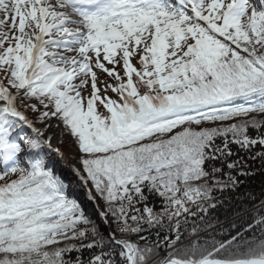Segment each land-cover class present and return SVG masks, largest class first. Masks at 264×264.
Listing matches in <instances>:
<instances>
[{"label":"snow or ice","instance_id":"snow-or-ice-1","mask_svg":"<svg viewBox=\"0 0 264 264\" xmlns=\"http://www.w3.org/2000/svg\"><path fill=\"white\" fill-rule=\"evenodd\" d=\"M257 160L264 0H0V264H264Z\"/></svg>","mask_w":264,"mask_h":264},{"label":"trees","instance_id":"trees-1","mask_svg":"<svg viewBox=\"0 0 264 264\" xmlns=\"http://www.w3.org/2000/svg\"><path fill=\"white\" fill-rule=\"evenodd\" d=\"M61 147L71 161L75 149L66 145H61ZM57 171L66 179H72L71 173L65 164L58 163ZM252 171L254 174L248 177H242L244 182L237 191L225 194L230 200L226 199L225 204L221 206L218 211L213 213V217L218 218L223 224L224 229L230 227L233 222L239 225L243 223L244 220L250 219L253 205L258 204L261 199H264V167L261 166L259 160L254 163ZM70 191L73 196L81 202L86 211L90 213L94 212L93 204L91 200L86 197V193L82 187L73 188L70 189ZM248 193H251L256 199L252 200L248 196ZM238 197H240V199H238ZM236 213H246V215L236 218ZM217 231H220V229L217 228Z\"/></svg>","mask_w":264,"mask_h":264},{"label":"rangeland","instance_id":"rangeland-1","mask_svg":"<svg viewBox=\"0 0 264 264\" xmlns=\"http://www.w3.org/2000/svg\"><path fill=\"white\" fill-rule=\"evenodd\" d=\"M108 94H109L110 96L112 95V93H110V92H109ZM65 139H67V137H65ZM217 228H219V227H217ZM228 228H229V227H228ZM228 228H227V229H228Z\"/></svg>","mask_w":264,"mask_h":264}]
</instances>
